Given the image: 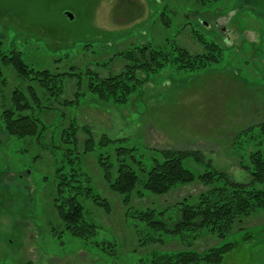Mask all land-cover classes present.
Here are the masks:
<instances>
[{"label":"rangeland","instance_id":"374dc122","mask_svg":"<svg viewBox=\"0 0 264 264\" xmlns=\"http://www.w3.org/2000/svg\"><path fill=\"white\" fill-rule=\"evenodd\" d=\"M190 30L222 48L218 63L196 72L169 66L138 89L128 105L102 102L88 94L82 82L86 97L79 107L55 105L56 111L42 114L51 124L45 150L4 130L1 114L10 105L11 92L26 88L27 83L0 59V264H151L152 251L182 249L173 245L171 237L165 247L139 246L138 222L125 217L121 198L106 185L97 161L100 155L117 165L118 148H136L138 161L149 170L160 151H199L216 169L248 183L251 176L240 166L242 156L257 150L264 153L259 127L233 143L238 133L264 122V0H0V56L18 50L31 67L55 74L98 71L99 65L103 77L118 74L122 61L105 63L145 43L163 51L179 45L200 54L202 48ZM73 80L66 81L69 100L79 78ZM71 118L92 131L96 149L83 158L82 167L111 204V214H106L91 201L83 202L88 221L99 229L92 241L115 243V256L95 246L86 248L67 232L61 234L53 210L55 172L64 160L61 129ZM103 136L113 142L101 146ZM186 167L201 172L193 163L186 162ZM205 190L196 183L169 196L145 192L132 206L159 210L185 198L195 199ZM247 233L251 239H245ZM226 243L238 245L221 264H264V212L243 220L222 242L203 236L194 250L203 252Z\"/></svg>","mask_w":264,"mask_h":264},{"label":"trees","instance_id":"16d2710c","mask_svg":"<svg viewBox=\"0 0 264 264\" xmlns=\"http://www.w3.org/2000/svg\"><path fill=\"white\" fill-rule=\"evenodd\" d=\"M189 33L202 48L200 54H192L188 48L179 45H174L169 51L158 50L150 43L133 45L105 63L104 66H112L117 60L124 63L120 73L106 77L99 73L101 65L98 71L87 68L76 73L72 69L70 73L55 74L50 70L31 67L18 50L1 54L3 65L11 67L17 77L27 83L26 88L17 87L11 92L10 105L1 114L5 132L18 140H30L43 146L42 149L45 150L48 147L46 139L50 135L51 124L43 120V115L56 111L53 107L55 105L67 108L75 104L79 107L80 100L86 97V93L81 92L82 82L87 93L98 100L128 105L138 89L169 66L179 71L196 72L220 61L222 48L216 42L208 41L198 31L190 30ZM75 77L80 81H77V89L73 92L72 100H69L66 97V81H74ZM37 88L41 90L43 97H40ZM257 127L263 134L264 122L238 133L233 143ZM91 132L75 118L67 119L61 129L64 160L59 163L55 172L56 187L51 197L53 210L61 224V234L67 232L81 240L84 247L95 246L115 256V243L92 241L99 229L95 223L88 221L83 204L84 201H91L106 214H111L110 202L97 192L92 176L82 167L83 158L96 149V141ZM80 135L85 136L83 141L80 140ZM52 139L53 137L50 145L53 144ZM111 142L113 141L106 136L100 139L101 146ZM136 151V148H118L115 152L117 165L109 156L100 155L97 161L106 185L121 198L125 217L138 222L135 232L139 246L165 247L168 245L167 238L171 237L173 245L182 247L177 251H152L149 257L151 264H221L237 247V243H226L199 252L194 250L197 241L210 235L222 242L234 232L236 225L256 213L264 212L262 150L244 153L242 156L240 166L251 176V182L248 183L237 182L224 171L216 169L203 152L163 150L153 160L151 168L146 170L143 163L138 161ZM186 162L195 164L201 172L195 173L187 168ZM196 183L206 190L195 199L185 198L159 210L132 206L135 198L145 197V192L159 197L169 196L182 187ZM251 237L252 234L247 233L245 239Z\"/></svg>","mask_w":264,"mask_h":264},{"label":"water","instance_id":"95a60500","mask_svg":"<svg viewBox=\"0 0 264 264\" xmlns=\"http://www.w3.org/2000/svg\"><path fill=\"white\" fill-rule=\"evenodd\" d=\"M66 17L69 19V21L74 20V16L71 13H65Z\"/></svg>","mask_w":264,"mask_h":264}]
</instances>
